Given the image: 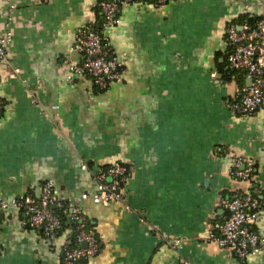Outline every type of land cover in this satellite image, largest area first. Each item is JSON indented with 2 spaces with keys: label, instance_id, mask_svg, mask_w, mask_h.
I'll return each instance as SVG.
<instances>
[{
  "label": "crops",
  "instance_id": "0c3cea01",
  "mask_svg": "<svg viewBox=\"0 0 264 264\" xmlns=\"http://www.w3.org/2000/svg\"><path fill=\"white\" fill-rule=\"evenodd\" d=\"M102 1L0 0V35L13 34L0 64V264H63L72 230L47 237L11 202L50 180L70 204L117 161L129 167L123 199L80 205L99 240L84 264H264V250L241 258L213 238L223 198L249 187L229 175L239 155L253 161L264 247V103L233 113L240 82L222 72L228 24L264 16V0L133 2L109 28ZM82 26L124 62L105 90L68 66L82 62Z\"/></svg>",
  "mask_w": 264,
  "mask_h": 264
},
{
  "label": "built area",
  "instance_id": "2783aa9c",
  "mask_svg": "<svg viewBox=\"0 0 264 264\" xmlns=\"http://www.w3.org/2000/svg\"><path fill=\"white\" fill-rule=\"evenodd\" d=\"M169 1L103 0L100 5L103 26H114L118 22V11L125 4L149 2L161 7ZM12 40L13 34L10 31L0 35V64L8 61V45ZM226 40L230 46L228 69L242 73L246 78L240 94L228 107L236 115L247 117L255 114L264 103V16L229 23ZM75 49L82 53L83 58L79 64L68 63L71 72L89 78L97 89L105 90L111 83L122 79L125 72L124 62L113 52L107 37L100 29L93 26L79 27L76 30ZM68 77L71 78L72 74ZM247 81L250 83L247 84ZM1 82L0 80V86ZM4 107L5 101L0 98V114ZM53 108L58 109L59 105H53ZM253 172L252 160L239 155L232 158L229 175L235 180L247 182L249 187L244 192L223 198L222 203L227 213L218 233L213 235L222 247L228 248L241 258L264 250L261 245L263 239L254 229L260 218V199L254 191ZM128 175L129 167L126 164L114 162L96 174L99 184L95 192L82 193L73 202L66 204L67 222H75L77 225L75 244H72L71 239L63 247V264H84L86 259L99 251V240L88 226V219L80 206L82 201L91 199L95 203L110 204L122 200ZM11 204L24 212V225L41 228L47 237L55 236L63 229L72 230V226L64 227L62 217L52 207L64 203L50 180L42 185L40 196L23 194L13 199ZM2 206L6 208L9 203H2Z\"/></svg>",
  "mask_w": 264,
  "mask_h": 264
},
{
  "label": "trees",
  "instance_id": "16d2710c",
  "mask_svg": "<svg viewBox=\"0 0 264 264\" xmlns=\"http://www.w3.org/2000/svg\"><path fill=\"white\" fill-rule=\"evenodd\" d=\"M248 18H250V19H253V18H256V17H253V18H251V17H248ZM93 27H95V26H93ZM97 29H99L98 27H96ZM222 72H223V74H224V78L223 79H225V80H229V79H232V78H234V79H236L238 82H240V86H241V88L245 85V83H246V78H245V76H244V74H242V73H239V72H235V71H231L230 69H228V70H223L222 69ZM255 172V171H254ZM254 172H253V176H254ZM54 209H55V211L62 217V220H63V223H64V227H69V226H72V236H71V239L73 240L72 241V244L74 245L75 243H74V239H75V234H76V231H75V227H76V225H77V223H75V222H72V223H68L67 222V214L65 213L66 212V210H67V205L65 204H63V205H60V206H57V207H53ZM88 226L93 230V225L91 224V222H89L88 221ZM94 231V230H93ZM96 236V235H95ZM97 237V236H96ZM98 239V238H97Z\"/></svg>",
  "mask_w": 264,
  "mask_h": 264
},
{
  "label": "water",
  "instance_id": "95a60500",
  "mask_svg": "<svg viewBox=\"0 0 264 264\" xmlns=\"http://www.w3.org/2000/svg\"><path fill=\"white\" fill-rule=\"evenodd\" d=\"M249 83H250V81H247V84H249ZM52 207H55V206L53 205Z\"/></svg>",
  "mask_w": 264,
  "mask_h": 264
}]
</instances>
